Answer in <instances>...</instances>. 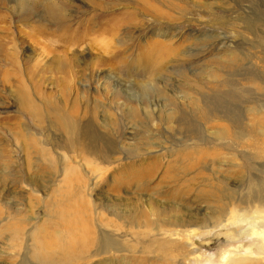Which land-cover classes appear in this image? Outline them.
I'll use <instances>...</instances> for the list:
<instances>
[{
    "label": "rangeland",
    "instance_id": "1",
    "mask_svg": "<svg viewBox=\"0 0 264 264\" xmlns=\"http://www.w3.org/2000/svg\"><path fill=\"white\" fill-rule=\"evenodd\" d=\"M141 166V194L203 223L111 215ZM66 191L127 230L115 261L264 264V0H0V264L63 244Z\"/></svg>",
    "mask_w": 264,
    "mask_h": 264
},
{
    "label": "bare ground",
    "instance_id": "2",
    "mask_svg": "<svg viewBox=\"0 0 264 264\" xmlns=\"http://www.w3.org/2000/svg\"><path fill=\"white\" fill-rule=\"evenodd\" d=\"M50 10H51L52 14H55V16H58V15H56L57 8L52 6L50 8ZM166 32H168V31H166ZM155 46H160L159 49H161V50L166 49L161 43H160V45L155 44ZM157 48H155V49L157 50ZM149 52H151V51H149ZM62 120L67 125H70L68 127V130H70L71 127H74L77 124V122L76 123L72 122V119H61V121ZM63 121H62V123H63ZM4 155L5 154L3 153V156ZM187 155L189 156V154H187ZM53 164H55V163H53ZM68 166H69V164L66 163L64 166V169H69ZM141 167H143V166H141ZM90 170H92V169H90ZM151 170L148 166L145 168L143 167L141 169H133V170H130L129 172L125 171L126 172L125 175H122L121 178L119 177L115 180L116 186H118L119 184H121L125 181H128V180L129 181L130 180L135 181L136 185L134 186L133 195H136V196H130L129 198H123V199H116V198L110 199L109 198L110 203H109L108 207H106V208H108L111 215H114L118 219L122 220L124 223H126V225L127 224L131 225L132 223L133 224L135 223V225L139 228L141 226H144V228H145V227L151 226L153 224L158 225V223L161 221H163V222L167 221L169 224L176 223L179 225L203 223V220L205 217L203 219L199 218V217H197V215L195 213H192L190 210H185L186 206L183 204L161 202L158 198L147 197V195L141 194L140 191L147 189V186L144 187L145 186L144 184L146 183L145 181L147 180V177L150 176V174L152 172ZM71 172H72V170H71ZM67 174H69V173H67ZM73 174H74V172H73ZM94 176H93V179L91 180V183H90V186H92L93 188L96 186V183L98 181L97 180L98 177L94 178ZM186 181H189V179H187ZM81 186H84V185L78 184L77 188H81ZM57 191H59V190H57ZM187 191L190 192L189 189L188 190H181V191L173 189V190H170L169 192L166 191L167 193L162 191L163 193L159 194V195L165 196L166 194L169 193V194H171V195L173 194V196L177 197V195L178 196L187 195L188 194ZM157 193H159V192H157ZM144 196H146V197H144ZM58 199H60V197ZM80 199L81 200H79L76 195L73 196L72 193H70L69 191H66V193L62 194L61 199L55 205V207H52V208H54L52 214H53L54 218H56L55 220H57V222H55V225L57 224L59 227H61L62 230H60V231L64 232L63 237L62 238L60 237L61 241H63V244H59L56 247H49V246H45L39 242H36L37 246H35L33 251H31L32 252L31 258L28 257L31 259V263H34V264L35 263L36 264H76L77 261L79 259H81L82 257H90V255H89L90 254V248L97 247V249L92 251V253H91L92 256L96 257V260L93 264H129V262H126L124 259L115 261L116 259H110L108 257V255L112 254V247L114 249H116L117 252L124 251V250L120 249L119 240H122V238H125L124 236H126L125 232L127 230L125 229L124 233L123 232L120 233L122 230L121 223L118 224L115 221H113L114 219L113 220L108 219L107 217H105V215H104L105 213L103 214L102 211L96 210V212H95L96 218H95L94 216H92V214L94 212L91 214V211L93 210L92 209L93 205L91 207L89 202L87 200L85 201L84 198H82V196L80 197ZM54 202H56V201H54ZM79 210H81L80 213L83 215L84 224H79L76 220L77 217H76V219L74 218V215H76V213H78ZM218 211L221 213L222 208H220V210L216 209L215 211H213L211 213V214H213V217H215V215L217 214ZM151 218L154 219L155 221H152ZM94 221L96 222L95 223L96 226H94L95 225ZM81 222H83V220ZM124 223H123V225H124ZM12 226H13V229H15L14 230L15 234L17 236H20L23 232V229H24V226H22V223H21V225L14 223ZM113 238H114V242L111 245H109L108 241L113 240ZM33 240H34V242L36 241V233H35V236L33 237ZM122 254H125V253H122ZM162 254L163 253H161V255L159 257L158 256L156 257V258H158V259H156V261L158 260L157 264H162V258H163L162 256H164ZM140 260H143V259H140ZM84 263L85 262H83L81 264H84ZM89 263H92V262H89Z\"/></svg>",
    "mask_w": 264,
    "mask_h": 264
}]
</instances>
